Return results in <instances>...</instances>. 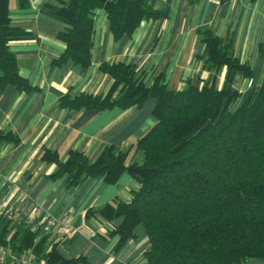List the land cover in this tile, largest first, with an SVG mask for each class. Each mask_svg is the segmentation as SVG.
Instances as JSON below:
<instances>
[{
    "label": "trees",
    "instance_id": "trees-1",
    "mask_svg": "<svg viewBox=\"0 0 264 264\" xmlns=\"http://www.w3.org/2000/svg\"><path fill=\"white\" fill-rule=\"evenodd\" d=\"M12 1L20 7L29 4L0 0V90L8 84L30 90L33 87L19 75L9 48L11 40L25 36L11 25ZM42 8L66 24L58 33L65 49L53 63L71 61L82 67L91 62L96 9L105 11L115 39L131 36L143 20L163 15L151 0H67ZM197 36L204 44L199 56L203 69L210 73L199 87L187 83L171 89L161 76L147 86L132 64L103 62L100 70L112 78L105 95L61 98L60 103L69 108L99 110L139 107L154 99L155 123L127 151L115 152L107 145L92 161L76 150L64 161L49 151L42 155L56 164L52 177L66 176L69 184L88 177L114 183L124 172L136 180L138 187L132 189L128 202L108 203L97 214L107 220L121 218L108 232L117 236L114 251L143 229L149 241L144 264H244L264 259V80L243 93L232 89L235 73L250 76V68L210 28H199ZM223 67L225 82L218 89L214 82ZM0 140L16 141L2 131ZM129 155L132 159L127 163ZM49 235L10 218L0 246L29 252L38 264L86 261L82 256L63 258L54 244L46 250Z\"/></svg>",
    "mask_w": 264,
    "mask_h": 264
},
{
    "label": "crops",
    "instance_id": "crops-1",
    "mask_svg": "<svg viewBox=\"0 0 264 264\" xmlns=\"http://www.w3.org/2000/svg\"><path fill=\"white\" fill-rule=\"evenodd\" d=\"M66 1L28 0L26 7L12 1L10 5L11 25L22 29L25 36L11 40L9 48L19 75L33 88L21 90L8 84L0 90V131L16 139L0 140V205L15 209L11 217L0 216V235L10 218L30 229L33 210L43 207L44 214H66L73 229L67 237L50 234L46 250L54 244L63 258L84 257L81 264H144L149 241L143 229L138 228L135 238L114 251L117 236L108 232L121 218L107 220L97 214L108 203L128 202L132 189L138 187L136 180L124 172L114 183L88 177L69 184L66 176L52 177L56 164L42 155L49 151L64 161L76 150L92 161L107 145L115 152L127 151L155 123V100L139 107L99 110L69 108L60 103L61 98L65 94L105 95L112 78L100 70L103 62L132 64L147 86L161 76L171 89H182L187 83L199 87L210 75L199 57L204 44L197 30L205 27L230 43L233 55L250 68V76L237 72L231 84L232 89L246 92L264 80V0H151L163 15L143 20L131 36L118 39L109 29L105 11L98 8L87 67L71 61L53 63L65 49L58 33L66 24L50 16L42 5L59 6ZM225 72L223 67L215 78L218 89L224 85ZM13 252L36 261L29 252ZM244 264H264V259H249Z\"/></svg>",
    "mask_w": 264,
    "mask_h": 264
},
{
    "label": "built area",
    "instance_id": "built-area-1",
    "mask_svg": "<svg viewBox=\"0 0 264 264\" xmlns=\"http://www.w3.org/2000/svg\"><path fill=\"white\" fill-rule=\"evenodd\" d=\"M15 212L12 205H0V216L11 217ZM33 222L31 223V230H38L45 234H53L56 237H67L73 232L69 225L68 216L66 214L61 216H54L51 214H44L43 207H36L32 212ZM0 263L2 264H38L34 261H29L24 256H18L11 253L7 248L0 246Z\"/></svg>",
    "mask_w": 264,
    "mask_h": 264
}]
</instances>
